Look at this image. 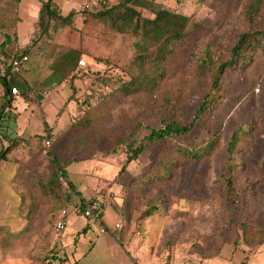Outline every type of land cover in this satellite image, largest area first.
<instances>
[{"label": "rangeland", "instance_id": "1", "mask_svg": "<svg viewBox=\"0 0 264 264\" xmlns=\"http://www.w3.org/2000/svg\"><path fill=\"white\" fill-rule=\"evenodd\" d=\"M119 1L97 0L93 9ZM153 1L188 16L189 27L194 28L192 37L160 66L161 76L151 93L109 99L106 94L115 89L118 79H128L121 69L141 72L140 62L132 61L151 47L142 30L139 37L126 40L117 33L113 36L114 31L103 22L100 29L95 28L101 45L95 56L82 58L86 66L76 75L84 78L83 92L77 98L71 96L74 128L62 138L51 139L49 147L44 142L51 136L46 135L35 145L25 143L22 149L27 155L22 157L19 173L18 163L12 160L0 168V264H132L125 254L128 250L132 255L131 250L118 237L128 224L133 234L139 232L148 241L161 264H264V130L252 134L241 155L240 170L231 175L225 163V144L231 133L249 118L264 116V52H256L238 75L225 74L218 107L198 119L189 134L176 137L192 146L207 137V129L219 131L210 154L181 162L167 181H148L162 145L154 140L119 172L127 150L136 148L151 129L162 127L163 121L184 125L193 120L207 88L202 87L204 79L197 82L195 72L207 44L218 64L229 58L240 33L264 28V15L257 24L244 20L242 11L248 0ZM56 2L62 4V0ZM77 17L72 18L73 33L96 26L82 24L83 15ZM59 28H52L50 38L43 39L48 46ZM66 29L61 38L77 44ZM55 50L57 54L66 51ZM143 67L147 73L154 70L150 62ZM2 95L0 86V99ZM35 128L39 130L38 125ZM52 158L81 195L101 198L117 210L120 229L107 226L110 230L101 232L102 226L95 224L87 234L76 235L84 227V217L73 216L71 211L82 199L71 193L66 204L64 200L52 204L38 197L35 181L50 178ZM224 176L231 178L228 194ZM140 179L146 182L141 184ZM58 183L56 192L64 196L69 191L66 179L58 177ZM33 205L37 208L30 215ZM152 206V214L142 216ZM62 209L69 216L66 228L57 235L54 227ZM107 247L119 257L106 253Z\"/></svg>", "mask_w": 264, "mask_h": 264}, {"label": "trees", "instance_id": "2", "mask_svg": "<svg viewBox=\"0 0 264 264\" xmlns=\"http://www.w3.org/2000/svg\"><path fill=\"white\" fill-rule=\"evenodd\" d=\"M85 14L86 16L95 18L100 24L101 22L106 24L110 30L114 31L113 36H116L117 33L123 35L126 40H131L132 37H139L142 30L144 37L151 47L149 51L136 55L132 61L140 62L142 67L141 72L121 69L128 79H118L115 89L106 94L109 96V99L142 92L151 93L159 82L161 76L160 66H164L166 60L171 58L175 49L181 48L192 37L194 32V28L189 27L188 16L164 8L153 0H120L116 4L103 5L99 9H96V11ZM242 14L248 24H257L261 19L260 17L264 15V0H248L245 3ZM73 16V11L65 16L60 15L57 7L51 0L41 1L38 18L34 25V32L31 35V44L41 47L45 44V40L43 39L50 38L49 32L52 28L70 25ZM192 27L194 26L192 25ZM210 48L211 44L209 43L206 45L203 55L195 67L197 82L201 84L200 79H204L205 82L202 85L205 84V86L202 87L207 88L202 93L201 102L194 113L193 120L184 125L163 121L162 127L151 129L136 148L127 150L125 162L119 172H122L125 165L135 160L143 152L147 144L154 140H160L162 145L155 165L150 168L148 181H167L181 162L198 161L204 155L210 154L218 143L219 131L207 129V137H201L192 146L177 141L176 137L189 134L198 119H204L207 114L213 112L218 107L222 101L220 94L224 86L223 77L225 74L238 75L250 64L256 52H264V28L240 33L230 50L229 58L218 64L213 59V53ZM2 51L6 59H9L13 53L12 49L7 48L2 49ZM27 52H30L29 48L18 50L16 53L22 55ZM83 54L84 52L81 48H69L66 52L56 55L50 66L52 77L46 82V85L72 75ZM145 62H150L154 70L147 73L143 69ZM108 63L110 64L109 61ZM0 86L3 89V96L0 99L1 122L8 115L5 108L9 105L10 100L9 98L5 99V97L10 94L11 88L15 87L21 94L29 92L30 88L19 73L0 77ZM263 130L264 116L258 115L255 119L249 118L247 121L242 122L231 133L225 144V152L228 156L225 162L227 173L232 175L237 170H240L242 166V162L240 161L241 155L246 151L252 134ZM14 144L15 142H11V144L5 145L0 138V161L6 160L7 154ZM59 166L57 159L52 158L50 178L46 182L39 179L35 181L37 183L38 197L44 203L50 201L52 204H60L64 200L66 204L70 201L71 193L79 195V191L74 189L67 178L66 186L69 188L68 193L64 196L58 195L56 190L59 186V175H57V171L60 170L58 169ZM62 173L66 176L63 170ZM224 181L226 194H228L231 187V178L224 176ZM138 182L144 184L146 180L140 179ZM36 208L33 205L29 214L31 215ZM153 210L154 207L152 206L142 216L152 214ZM85 230L86 227L81 230V233L85 232ZM71 264H77V262Z\"/></svg>", "mask_w": 264, "mask_h": 264}, {"label": "crops", "instance_id": "3", "mask_svg": "<svg viewBox=\"0 0 264 264\" xmlns=\"http://www.w3.org/2000/svg\"><path fill=\"white\" fill-rule=\"evenodd\" d=\"M41 1L45 0H0V32L3 36L1 49H12L13 53L18 50L30 49V52L22 54L26 55L28 60L19 72V75L28 83L30 91L25 94L19 92L17 96L9 94L5 97V99L9 98L10 100L9 105L5 108L8 115L0 122V138L3 140V143L7 145L15 142L16 144H14L13 148L7 154L6 160L0 161V168H5V164L12 160L18 163L16 170L18 173L21 168L20 162L22 157L27 155V153H23L22 149L25 143L35 145L37 139L45 135L51 136L47 138L50 141L51 139L54 140V137L62 138V135L72 130L75 125L71 121V117L75 114V100L71 99V96L73 95L77 98L83 92L84 78H80L76 74L78 69L84 68L86 64L84 67H76L72 75L66 76L64 79L55 80L53 83L46 85V82L52 77L50 69L51 63L54 57L58 55L57 53H59L55 49L62 48L67 51L69 48H81L84 52L82 58L89 59L90 56H95V49L101 45L98 32L100 23L95 18L86 16L85 14L96 11L93 7L97 0H62L61 5L56 0H51L57 7L60 15L65 16L73 11L74 16H78L77 20L80 19L79 15L84 16V21L81 22L82 24H96V26L85 33L83 31L73 33V30H76V28L75 26L72 27L74 23H71L68 26L59 28L55 37L51 35L54 41L49 46L46 43L41 47L32 45L31 35L34 32V25L38 18ZM86 5H89V7L86 8ZM66 28H68L67 32L69 34H74V37L78 41L77 44L66 42L61 38V35L67 30ZM95 28L99 29L95 30ZM84 42L87 43V46ZM35 125H38L39 130H35ZM18 154H21L20 158ZM13 156L16 157L13 158ZM65 174V179L67 178L70 182L67 173ZM73 187L77 190L74 185ZM78 197L80 199L97 198H86L81 195L80 191ZM110 206L108 203L105 204L101 224L106 227L111 226L112 228L115 223H119V220L118 214L116 213L117 210L115 208L114 210L111 209ZM71 213L75 214L73 216L81 215L73 211ZM94 226L95 223H90L84 217L85 234ZM128 226L129 228L124 233L118 234V237L120 241L126 243L127 249L131 250L132 255L127 253L128 250L125 254L132 260V264H161V259L157 253H152L149 250L148 241L141 238L137 232L133 234L132 226L130 224ZM120 228L121 224L118 229ZM81 230L76 235L81 233ZM105 251L110 256L119 257V255L115 254L114 250L110 252L108 247ZM210 262L206 261L205 264H218L214 261L213 263ZM219 264L228 263L221 261Z\"/></svg>", "mask_w": 264, "mask_h": 264}, {"label": "built area", "instance_id": "4", "mask_svg": "<svg viewBox=\"0 0 264 264\" xmlns=\"http://www.w3.org/2000/svg\"><path fill=\"white\" fill-rule=\"evenodd\" d=\"M85 7L87 8L89 7V5H86ZM2 41L3 36L0 32V77L18 74L23 68L24 63L28 60V57L26 55H19L14 52L10 55L9 59H6L1 49ZM78 66L84 67L85 61L83 59L79 60ZM18 93L19 92L15 87L11 88L10 94L12 96H17ZM44 144L46 147H49L51 141L47 139ZM59 179H65V176L63 175L62 171L59 172ZM104 206L105 201L100 198L82 199L77 205H75L73 212L81 214L83 217L87 218L92 224L95 223L102 226L101 232H103L104 230H110L108 227L101 224V217L104 211ZM68 216L69 213L66 209H62L59 212L54 227L57 235L62 234ZM119 227V223H115L113 225V229H118ZM137 234L139 233L137 232Z\"/></svg>", "mask_w": 264, "mask_h": 264}]
</instances>
